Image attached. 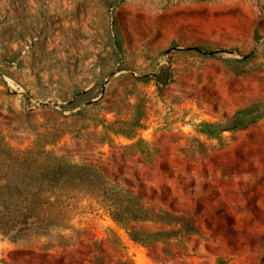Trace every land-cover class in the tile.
Segmentation results:
<instances>
[{
    "label": "rangeland",
    "instance_id": "374dc122",
    "mask_svg": "<svg viewBox=\"0 0 264 264\" xmlns=\"http://www.w3.org/2000/svg\"><path fill=\"white\" fill-rule=\"evenodd\" d=\"M54 159L200 228L131 231L116 192L84 190L55 227L0 228V264H59L86 237L96 264H264V0H0V198Z\"/></svg>",
    "mask_w": 264,
    "mask_h": 264
},
{
    "label": "trees",
    "instance_id": "16d2710c",
    "mask_svg": "<svg viewBox=\"0 0 264 264\" xmlns=\"http://www.w3.org/2000/svg\"><path fill=\"white\" fill-rule=\"evenodd\" d=\"M52 161L51 164H44L38 173L32 174L26 181L15 184L7 191L8 196L3 195L0 198V228L10 230L29 220L44 229L55 227L60 222L68 221L76 213L83 212L85 204L81 193L84 190L102 191L106 195L110 191L116 192L117 196L111 197V201L108 200L110 214L117 223L125 225L131 231L136 229L132 224L134 220L157 218L169 219L165 222L171 229L174 228V218L182 219L185 223L184 228H200L194 223L195 215L189 210L184 209L182 213L174 215L173 213L179 211L178 207L171 205L168 209L165 205L158 206L153 201L145 199L141 192L136 193L114 181L110 184L107 173L95 165L65 163L56 159ZM153 192L155 193L154 190ZM91 242L92 239L87 237L78 243L62 238L60 243L63 244V248L68 249L76 244L77 248L71 255L63 253L51 255L49 260L59 264H96L104 257L103 248L100 242L99 244ZM40 255L48 256L45 253Z\"/></svg>",
    "mask_w": 264,
    "mask_h": 264
},
{
    "label": "bare ground",
    "instance_id": "6f19581e",
    "mask_svg": "<svg viewBox=\"0 0 264 264\" xmlns=\"http://www.w3.org/2000/svg\"><path fill=\"white\" fill-rule=\"evenodd\" d=\"M137 263L138 264H151L144 250H137Z\"/></svg>",
    "mask_w": 264,
    "mask_h": 264
}]
</instances>
